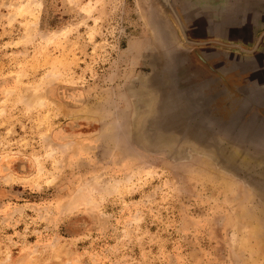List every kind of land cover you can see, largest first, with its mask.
<instances>
[{"label": "rangeland", "instance_id": "1", "mask_svg": "<svg viewBox=\"0 0 264 264\" xmlns=\"http://www.w3.org/2000/svg\"><path fill=\"white\" fill-rule=\"evenodd\" d=\"M159 2L0 0V264H264V124L194 138Z\"/></svg>", "mask_w": 264, "mask_h": 264}, {"label": "crops", "instance_id": "2", "mask_svg": "<svg viewBox=\"0 0 264 264\" xmlns=\"http://www.w3.org/2000/svg\"><path fill=\"white\" fill-rule=\"evenodd\" d=\"M240 24L236 21L231 27L193 35V40H206L205 45H185L184 49L179 46L174 50H178V56L188 59L187 65L195 58L199 68L197 73L189 72L188 79L195 82L196 89L195 93L185 96L191 102L189 106H194L186 122L204 123L211 135L227 130L229 122H244L256 127L264 118L261 27L255 28L249 20ZM193 50H196L195 56L191 55Z\"/></svg>", "mask_w": 264, "mask_h": 264}, {"label": "water", "instance_id": "3", "mask_svg": "<svg viewBox=\"0 0 264 264\" xmlns=\"http://www.w3.org/2000/svg\"><path fill=\"white\" fill-rule=\"evenodd\" d=\"M158 2V6L162 10L161 13H163V15L161 16L159 12L154 15L156 34H158L159 45H164L167 54H170L172 50V48H170L171 45H180L183 48L185 45L206 43V40L196 41L191 39L193 35H202L209 30L217 31L224 27H231L235 25L236 21H238V24L241 23L240 25H243L245 21H251L257 18L254 7L257 0H158ZM177 8L181 10V16L176 12ZM168 14L173 17V23L181 40L177 36V33H175L176 30L170 27H173V25L169 18L167 19ZM175 53L176 52H173L171 56L176 55ZM165 62V64H168L169 61L166 59ZM151 80L152 83H154V79ZM164 96V106L172 110L173 106L170 99L167 98L169 93ZM167 117L168 116H165V118ZM168 118L170 119L167 122L170 120L171 123L175 122L172 113L171 117ZM261 122L264 124V118H262ZM233 123L235 122H229V125H227L229 128L224 132H214L213 135L206 134L205 137H203L202 134L197 132L196 127L194 128L195 130L192 129V134L198 142H204L208 145H215L217 143L215 137H221L224 139V143L231 144L232 139L236 138L234 134L235 129L232 127ZM252 125L253 124H247L245 128L243 127L244 129H242V132L245 133L246 129H250L254 135L256 128L250 127ZM169 126L174 128L173 125ZM258 134L259 136L257 137L259 138L251 139L249 142H238L240 144H245L239 146V149L255 155L259 160H264V139L260 138L261 132H258ZM204 139L208 143H206Z\"/></svg>", "mask_w": 264, "mask_h": 264}, {"label": "flooded vegetation", "instance_id": "4", "mask_svg": "<svg viewBox=\"0 0 264 264\" xmlns=\"http://www.w3.org/2000/svg\"><path fill=\"white\" fill-rule=\"evenodd\" d=\"M196 53V50H193L192 51V53H191V55H196L195 54ZM189 55V57L191 56L190 55V53L188 54ZM190 59H191V57H190ZM194 60H192V62L191 63H189V66H188V70H189V72H193V73H197L196 71H197V69H199L198 68V66H197V64H196V62H195V58H193ZM197 75V74H196ZM199 75V74H198Z\"/></svg>", "mask_w": 264, "mask_h": 264}, {"label": "bare ground", "instance_id": "5", "mask_svg": "<svg viewBox=\"0 0 264 264\" xmlns=\"http://www.w3.org/2000/svg\"><path fill=\"white\" fill-rule=\"evenodd\" d=\"M207 111V110H206Z\"/></svg>", "mask_w": 264, "mask_h": 264}]
</instances>
